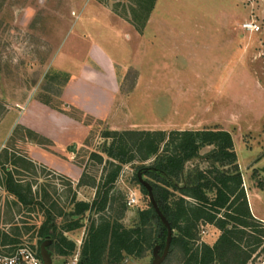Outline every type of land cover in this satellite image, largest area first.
<instances>
[{
	"label": "rangeland",
	"instance_id": "rangeland-1",
	"mask_svg": "<svg viewBox=\"0 0 264 264\" xmlns=\"http://www.w3.org/2000/svg\"><path fill=\"white\" fill-rule=\"evenodd\" d=\"M151 1L0 0L1 253L29 251L44 264L40 228L49 210L58 223V230L75 243L73 251L68 241L59 247L57 243L47 246L53 264H79L86 257L85 243L91 226L108 221L135 229L134 238H140L143 251L140 255L124 252L123 260L115 263L109 240L98 264H151L155 246L166 241L164 225L155 215L148 190L138 176L167 190L168 202L174 206L182 196L175 182L184 185V180L196 175L197 170L212 171L207 173L210 179L219 174L210 161L196 157L186 163L180 177L157 178L141 167L152 165L158 153L175 151L182 139L170 134L176 129L165 130L163 136L150 137L159 147V152L154 153L147 143L141 145L147 137L126 135L124 129H111L110 125L85 118L92 127L90 134L83 143L68 146L63 154L68 162L63 163L73 169L68 175L56 170L48 161L47 155L56 157L47 152L58 154L51 142L19 122L24 104L33 97L55 106L62 105L61 92L68 76L59 62L62 49L65 46L67 53L71 43L77 46L79 39L84 43L89 29H97L94 24L97 13L93 12L97 5L108 14L110 24L119 28L117 37L125 39L133 53L153 15L148 16ZM158 14L157 25H154L156 38L173 42V46L166 48L179 50L177 61L203 77L202 82L198 81L199 87L206 91L199 92L198 101L202 105L207 102L211 108L200 120L202 124L183 127L231 132L247 197L250 190L256 211L264 213V194L259 192V187L264 189V1L163 0ZM249 20L260 24L261 30L243 29L242 23ZM221 72L225 75L230 72L228 83L226 77L220 76ZM136 78L137 71L130 67L122 86L123 94L132 90ZM222 82L224 93L221 88L209 87L214 83L221 87ZM212 149L213 145L204 146L200 154L207 155ZM18 157L31 160L35 167L30 166L29 170L22 161L14 165ZM215 166L219 170L234 171L229 162L226 165L216 162ZM7 169L24 187L31 186L32 204L21 203L6 190ZM81 177L84 185H78ZM160 192L158 189V194ZM207 194L210 199L216 197L215 189L207 190ZM75 196L91 203L89 209L78 212L73 203ZM96 199L97 204L92 205ZM189 201L194 202L190 198ZM78 218L80 227L66 230L70 221ZM194 232L195 240H190L189 244L191 253L202 243L215 245L221 235L215 224L202 219ZM246 232L240 241L243 251L249 254L246 264H264V245L259 248L254 238L259 236L258 230L247 227ZM178 234L174 229V235ZM188 257L181 243L172 244L162 264H184ZM242 259L243 256L238 259L228 254L213 264H241Z\"/></svg>",
	"mask_w": 264,
	"mask_h": 264
},
{
	"label": "crops",
	"instance_id": "crops-1",
	"mask_svg": "<svg viewBox=\"0 0 264 264\" xmlns=\"http://www.w3.org/2000/svg\"><path fill=\"white\" fill-rule=\"evenodd\" d=\"M162 2L156 0L153 15L133 53L127 41L117 37L119 28L110 24L108 14L97 5L93 11L97 13L94 21L97 29H89L84 43L81 39L77 46L71 43L67 53L65 46L62 49L59 62L68 74L60 97L62 105L55 106L35 97L24 104L19 122L51 142L58 154L47 152L56 157L47 155V159L56 170L68 175L73 171L69 164L63 163H68L63 154L68 146L83 143L90 134L92 127L85 118L115 130L203 129L184 128L202 124L200 120L211 108L207 102L202 105L198 101L199 92L206 91L199 87L198 81L202 82L203 77L177 61L179 50L166 48L173 46V42L156 38L154 25ZM83 44L85 48L80 49ZM130 67L137 71V78L132 90L123 94L122 86ZM220 76L226 77L228 83L231 75L221 72ZM209 87L221 88L224 93L223 82L221 87L219 83ZM259 192L264 194V189L259 187ZM250 195L248 190L253 215L264 221V213L256 211Z\"/></svg>",
	"mask_w": 264,
	"mask_h": 264
},
{
	"label": "trees",
	"instance_id": "trees-1",
	"mask_svg": "<svg viewBox=\"0 0 264 264\" xmlns=\"http://www.w3.org/2000/svg\"><path fill=\"white\" fill-rule=\"evenodd\" d=\"M155 2L156 0L151 1L148 16L154 8ZM115 133L118 134L117 131ZM124 134L139 135L141 138L147 137L141 142V145L147 143L154 153H158L159 147L155 145V140L150 139V137L153 135L163 136L166 131L126 130ZM170 134L182 137L175 151L170 154L158 153L154 163L149 166H142V169L157 178L180 177L185 171L186 163L193 158L200 157L210 161L219 171V174L215 175L213 179L207 175L212 171L197 170L196 175H189L187 180H184V185L179 186V183L175 182V188L181 192L182 196L178 198L174 206L168 202L169 192L151 183L162 212L171 223L173 230L179 231L177 236L173 235L172 244L181 243L185 255H189L184 264H213L218 259L223 260L228 254L236 255L238 259L243 256L241 264H246L249 254L243 251L240 241L247 234L246 228L252 227L259 232V236L254 238L255 243L259 244L260 248L264 245V223L256 218L251 211L231 132L225 129L204 128L200 130H173ZM208 145H213L214 149L207 155H201V148ZM109 153L114 155L113 151H109ZM20 161L27 164L29 170L31 169L30 166L35 167L31 160L20 157L13 164L17 166ZM216 162L223 165L229 162V164H233L234 171L219 170V167L215 166ZM6 174V190L15 195L21 203L32 204L34 199L31 186L24 187L22 181L15 179L9 169H7ZM78 185H84L82 177ZM144 189L147 190L145 187ZM158 189L161 191L160 194H158ZM213 189L216 191V197L210 199L207 190ZM189 198L193 199L194 202L189 201ZM97 199L92 205L97 204ZM107 199V197L103 199L104 204ZM73 203L78 212H84L91 206V203L78 200L76 196L73 197ZM46 212L47 219L40 228L42 243L48 241V246H54L57 243L59 244L57 247H59L62 242L68 241L70 250L73 251L75 243L69 241L64 233L58 230V223L50 211L47 210ZM154 213L159 217L155 209ZM159 219L161 220L160 217ZM201 219L215 224L221 230V235L215 245L202 243L197 250L191 253L190 240H195L196 233L194 230ZM80 222L79 218L71 220L66 230L80 227ZM163 225L165 240L167 241V227L164 223ZM135 231V229L124 228L121 224L112 225L110 221L98 226L94 223L89 230L85 243L84 254L86 257L79 264H98L101 251L105 249L109 240L113 248L112 255H114L115 263L123 260L124 252L127 255H140L143 251V245L139 237L134 238L133 233ZM166 241L163 245L157 244L160 246L159 253H162ZM62 254L69 253L62 251Z\"/></svg>",
	"mask_w": 264,
	"mask_h": 264
},
{
	"label": "water",
	"instance_id": "water-1",
	"mask_svg": "<svg viewBox=\"0 0 264 264\" xmlns=\"http://www.w3.org/2000/svg\"><path fill=\"white\" fill-rule=\"evenodd\" d=\"M139 180L141 181L142 185L148 190L149 197H150L151 203H152L155 211L157 212V214L161 218L162 222L167 227V241H166L165 247H164L162 253H159L160 246L159 245L155 246V248H154V259L151 263V264H162L170 252V248H171L172 240H173V235H174V230L171 226V223L169 222L167 217L162 212V210H161V208H160V206L156 200L152 184L149 181L144 180L141 177V175H139ZM48 244H49L48 241H45L41 244L42 259H43L44 264H53L51 254L47 250Z\"/></svg>",
	"mask_w": 264,
	"mask_h": 264
},
{
	"label": "built area",
	"instance_id": "built-area-1",
	"mask_svg": "<svg viewBox=\"0 0 264 264\" xmlns=\"http://www.w3.org/2000/svg\"><path fill=\"white\" fill-rule=\"evenodd\" d=\"M241 26L243 29L251 32H257L261 30V25L254 20L245 21ZM0 264H41V261L29 251L22 253L18 252L11 255L0 252Z\"/></svg>",
	"mask_w": 264,
	"mask_h": 264
}]
</instances>
